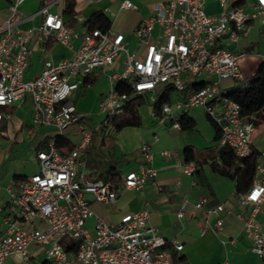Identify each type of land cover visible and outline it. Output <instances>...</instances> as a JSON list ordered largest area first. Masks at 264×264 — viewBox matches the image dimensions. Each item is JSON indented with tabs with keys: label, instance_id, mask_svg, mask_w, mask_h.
Segmentation results:
<instances>
[{
	"label": "built area",
	"instance_id": "obj_1",
	"mask_svg": "<svg viewBox=\"0 0 264 264\" xmlns=\"http://www.w3.org/2000/svg\"><path fill=\"white\" fill-rule=\"evenodd\" d=\"M25 1L9 0L7 14L0 19V121L10 120L5 109L29 98L31 126L49 128L62 136L74 125L81 138L66 153L56 149L52 140L46 149L36 152L38 171L19 180L14 189L6 188L0 264L13 255L20 257V264H31L32 246L44 249L43 264H189L172 262L169 248L180 251L182 246L159 234L146 207L122 214L112 225L94 215L86 196L107 204L116 201L120 190L140 191L156 176L154 154L147 143L141 144V162L123 175L120 190L110 180L87 179L83 150L92 131L85 122L88 116L77 112L71 97L87 77L97 72L106 75L113 86L99 102L98 111L103 115L99 125L110 126V121L123 113L129 96L149 95L153 100L158 86L168 84L174 89V99L163 104L158 115L151 110V120L179 132L180 114L202 108L219 128L218 146L229 148L237 161L249 156L255 130L251 117L243 116L240 106L224 97L220 82L243 79L240 60L246 53L236 46L240 39L248 37L254 23L264 32V0H243L238 7L233 6L237 0H214L219 4L214 14L206 13L208 0H162L135 27V50H128L123 34L93 29L80 35V44L71 56L57 62L47 55L46 45L67 46L78 34L64 26L61 14L49 11V4L39 6L28 16L41 18L37 26L22 28L27 18L19 7ZM119 9L136 7L123 0ZM34 38L44 46L45 61L39 74L26 79ZM118 82H126L130 93L116 91ZM198 84L202 85L197 87ZM152 138L158 140L156 135ZM158 155L171 159L175 151L160 150ZM176 167L191 176L200 166L179 160ZM235 195L242 208H250L246 214L234 213L241 223L240 235L250 243L259 264H264V225L257 220L264 206V163L259 157L250 187ZM203 203L199 200L192 205L194 214L202 211ZM188 205L186 201L181 204L176 212L178 219L184 218ZM230 213L224 204L203 211L207 227L213 232L221 230L223 216ZM91 217L95 219L93 233L86 225ZM69 241L77 244L74 251L64 248L63 242Z\"/></svg>",
	"mask_w": 264,
	"mask_h": 264
},
{
	"label": "crops",
	"instance_id": "obj_2",
	"mask_svg": "<svg viewBox=\"0 0 264 264\" xmlns=\"http://www.w3.org/2000/svg\"><path fill=\"white\" fill-rule=\"evenodd\" d=\"M74 1V9L78 13L79 20H77L78 24L73 30L78 36L73 38L67 46L60 43H51L45 48L47 55L54 62L72 55L80 44V35L85 31L81 27V23L97 10L104 12L108 10L106 14L112 21L110 31L123 34L126 37L128 50H135L134 30L119 32L114 28L113 20L120 16L129 18L130 15H134L133 28L135 29L144 17L152 13L153 6L161 3L162 0H129L136 6L135 10L119 9V4L123 0ZM43 4H49L50 12H57L62 16L64 0H26L19 7L21 15L27 18L21 24L22 28L35 27L41 22L39 16L33 18H28V16ZM6 8L7 6L4 8V14L0 16V19L5 18ZM218 11V2L208 0L206 13L214 14ZM111 13L114 15L112 16ZM236 47L237 50L248 54L253 48V42L250 41L244 44L239 41ZM30 48L31 57L24 73L26 79L39 74L45 61L44 46L41 42L34 38L30 43ZM262 60H264V57L256 63L255 69ZM241 67L242 63L240 64V70ZM255 69L249 76H252ZM94 75H98L96 83L87 87H83L82 84L71 97L77 112L86 116L98 111L101 98L113 86L106 75L99 72ZM233 83H227L225 80L221 81V91L226 93L225 88ZM197 108L199 107L192 109ZM151 110L152 107L149 105V112ZM5 111L10 113V120H2L5 130L3 137L0 138V228H2L1 216L8 201L6 188L14 189L19 180L38 171L36 152L46 149L56 137L55 132L49 128L31 126L32 104L29 98H25L14 106L5 109ZM184 113L195 121V127L192 131L181 130L178 132L165 125H157L154 120L148 117L149 113L144 118L140 117L141 123L138 127H125L119 131H113L111 126L98 125V127L91 130L90 140L83 150L86 155L85 175L87 179L112 180L113 187L120 190L123 175L135 170L141 162L139 149L142 143H147L150 151L154 154L152 166L156 170V176L153 180L147 182L140 191L120 190L116 201L113 203L99 204L86 196L90 209L104 223L112 225L119 221L122 214L135 212L146 207L150 222L158 229L159 234L168 241L175 239L181 244L180 251L173 247L169 248L172 259L174 258L178 262L217 264L227 261L228 264H259V257L251 251L250 243L241 237V223L234 216V213L237 212L246 214L250 211V208H242L239 205L234 193L235 180L213 170L210 161L202 164L191 176L185 175L176 167V162L183 160L182 151L186 145L196 149H204L211 146L214 139L212 127L210 128L211 133L206 138L193 132L196 129V118L198 116L195 114L198 113V110L191 112L189 109ZM88 119L89 116L85 119L87 124ZM105 127L111 130L104 132L102 128ZM153 135L157 136V141H153ZM62 136L69 140L73 147L80 140V134L74 125L68 127ZM72 136H78L79 139L73 141ZM250 146L252 150L258 152L261 162L264 163V132H256L255 128ZM160 150H174L175 156L171 159H163L158 155ZM59 151L68 152L66 149ZM199 200L204 201L202 211L194 214L192 205ZM184 201L189 205L184 218L178 219L176 212ZM217 204H224L231 213L223 216L221 230L213 232L207 227L203 211ZM257 220L264 225V206L259 209ZM94 224L95 219L93 217L87 220L86 225L91 233H93ZM212 224L213 220L209 221V225ZM30 254L31 264H43L44 249L42 247L32 246ZM20 263V257L13 255L4 264Z\"/></svg>",
	"mask_w": 264,
	"mask_h": 264
},
{
	"label": "trees",
	"instance_id": "obj_3",
	"mask_svg": "<svg viewBox=\"0 0 264 264\" xmlns=\"http://www.w3.org/2000/svg\"><path fill=\"white\" fill-rule=\"evenodd\" d=\"M242 4L243 0L233 2L234 7L241 6ZM74 8V0H64L62 18L64 20V26L71 29L78 24V13ZM81 27L85 29L83 33L93 29H98L101 32H108L111 30L112 21L106 12L97 10L91 13L89 17L81 23ZM48 45L49 44H47L46 47H48ZM97 80L98 75L92 74L85 79L83 87L93 85ZM244 80L245 79L243 78L242 80H239V82ZM201 85L202 84H198L196 86L200 87ZM115 89L120 93H130L129 85L126 84V82H118L115 85ZM222 94L224 97L233 100L240 106V111L243 116H246L247 118L251 117L250 119L254 128L264 124V60L257 65L245 87L226 93L222 92ZM172 95H174L173 87L164 84L158 86L151 103L148 102V98L145 95L129 96V99L124 105L123 113L110 121L111 128L113 131H119L125 127L140 126L141 119L139 109L142 106L147 104L151 105L154 113L158 115L163 104L169 102ZM205 115L214 131L213 144L204 149H196L190 145H186L182 151L183 161H193L199 166L210 161L213 170L235 180V194L245 192L250 187L255 174L256 160L259 157L258 152L252 150V153L249 156L237 161L229 148L218 146L219 128L209 115L206 113ZM179 123L182 131H192L195 127V121L186 113H183L180 116ZM4 130L5 128L2 125V121H0V138L3 137ZM54 146L58 150L66 149L67 151L71 150L73 147L71 142L66 138H63V136L55 137ZM61 153H65V151H61ZM63 245L67 251H74L77 248V244L71 241L63 242ZM172 262L177 263L178 261L173 258Z\"/></svg>",
	"mask_w": 264,
	"mask_h": 264
},
{
	"label": "rangeland",
	"instance_id": "obj_4",
	"mask_svg": "<svg viewBox=\"0 0 264 264\" xmlns=\"http://www.w3.org/2000/svg\"><path fill=\"white\" fill-rule=\"evenodd\" d=\"M9 1L7 0H0V16L4 14V8L8 5ZM136 7V6H135ZM35 19V18H34ZM113 26L116 30L119 32H131L134 30L133 26L135 23V17L134 15H130L129 18H124L123 16H120L119 18L117 17L116 19L113 20ZM253 42V48L246 54L243 58L240 60V64L242 63L241 71L243 77H246L244 81L239 82V81H233V80H225L227 83H233L231 86L228 88H225L226 92L235 90V89H240L245 87L247 84L250 74L253 72L255 69L256 63L264 57V32L259 30V27L257 23H254L253 28L250 30L248 37L246 39L242 38L240 40L241 43H248V42ZM228 47H234V44L232 43H227L226 44ZM240 51V50H239ZM249 76V77H248ZM210 81V79H209ZM148 102L151 103L152 98L150 96L147 97ZM173 96H171V101H173ZM194 110H198V113L195 114L198 117L196 118V129L195 132L196 134H200L202 137L208 136V134L211 133V126L208 123L204 110L202 108H197V109H190L191 112ZM149 113V104L142 106L139 109V115L141 118H144L146 114ZM89 119H88V127L90 130L95 129L98 125L99 122L103 119V115L99 113V111H95L91 114H88ZM8 122V121H7ZM6 122V124H7ZM104 132H109L111 129L108 127L102 128ZM256 132H264V125H259L256 128ZM81 138V136H79ZM78 136H72L73 141H77L79 139ZM208 139V137H207Z\"/></svg>",
	"mask_w": 264,
	"mask_h": 264
}]
</instances>
